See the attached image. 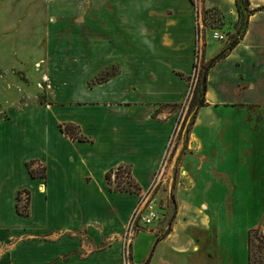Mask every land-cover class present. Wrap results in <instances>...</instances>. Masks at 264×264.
Masks as SVG:
<instances>
[{
  "label": "crops",
  "instance_id": "crops-1",
  "mask_svg": "<svg viewBox=\"0 0 264 264\" xmlns=\"http://www.w3.org/2000/svg\"><path fill=\"white\" fill-rule=\"evenodd\" d=\"M249 3L253 11L238 44L207 72L204 107L232 114L245 106L264 109V0ZM203 4L221 10L220 30L226 33L238 20L234 0ZM196 20L190 0H0V39L41 51L31 61L45 63L54 94L41 115L22 119L15 134L1 136L0 264H123L122 235L140 192L173 185L183 144L170 161L167 154L178 124L174 107L194 74ZM220 48L204 44V60ZM109 68L115 69L111 76L90 84ZM215 113L194 120L187 140L192 150L177 165L175 188L190 191L195 210L203 202L200 228L187 231L186 223L175 220L158 237L138 222L129 246L132 264H199V256L208 264H232L229 250L220 256L205 247L218 239L220 215L208 200L193 197L202 178H210L200 168L204 161L226 156L235 175L228 188L251 186L261 191L258 210L264 206V119ZM63 123L76 125L85 139L63 134ZM240 125L252 133L230 129ZM23 141L34 142L35 151L17 149ZM241 156L245 161L235 165ZM29 162H40L43 176H32ZM119 166L129 169L138 193L110 189L105 174ZM249 172L258 181L254 185L237 177ZM210 184L224 187L212 178ZM20 192L28 197L27 215L17 210ZM236 201H228L232 219ZM258 223L245 228V237Z\"/></svg>",
  "mask_w": 264,
  "mask_h": 264
},
{
  "label": "rangeland",
  "instance_id": "rangeland-1",
  "mask_svg": "<svg viewBox=\"0 0 264 264\" xmlns=\"http://www.w3.org/2000/svg\"><path fill=\"white\" fill-rule=\"evenodd\" d=\"M191 2V1H190ZM192 4L197 12L196 20V47L197 59L195 60L196 67L194 68V74L192 78L188 79L189 89L186 97L182 100L181 104L174 107L177 112L178 124L176 126L173 140L170 144L168 151V160L170 161L174 156L176 157V149H179L181 145V151L179 157H177V163L174 165L171 179L173 178L172 186H152L145 191H141L139 194L138 206L142 208L141 214L147 213L148 206H151L156 213V219L148 224L146 230L149 228V232H153L158 237H163L168 234L172 228L175 220L186 223L187 231H192L196 227L200 228V221L198 220V210H200V202L196 205V210L193 206L189 205L188 195L189 190L177 189V179L181 176L178 172V163L182 157L192 150V147L187 145L188 135L192 128V124L196 118L207 119L209 117H218L215 112H224V118H236L240 119H258L262 117L264 119V109L262 105L259 106H245L238 110L239 112L229 113L227 110L212 109L209 107L200 106L202 99V74L208 72V64L211 60H204L203 49L204 44L213 43L221 44V50H226L228 43L232 39L242 37L246 25L244 21L235 23L233 28L227 32L229 37L226 43H222L213 38L212 33L217 29H221L223 25L222 12L218 8H207L203 4V0H192ZM243 14H245L243 12ZM222 31V30H221ZM224 32V31H223ZM8 39H0V140L1 136L5 135V132L14 131L18 128V123L22 119L37 118L42 114L44 109L49 108V104L54 103L53 100V88L50 84V76L44 69V62L31 61L32 58H39L42 56L40 52H34L33 47L24 46L19 44H10ZM195 47V48H196ZM10 50H14V53H9ZM196 52V49H195ZM27 58V59H25ZM214 58V57H213ZM7 60V61H6ZM28 60V61H27ZM44 63V64H43ZM115 72V69L109 68L107 72L102 73L93 80L90 84H95L100 80L111 76ZM69 75L68 73H65ZM197 85V86H196ZM264 92V90H263ZM17 126V127H16ZM219 127L213 126L210 129L216 130ZM226 129V133L229 129L227 126H223ZM5 129V131H4ZM235 133H252L250 126H238L230 127ZM247 129V130H245ZM16 130L13 134L16 133ZM221 131V130H220ZM223 132V131H222ZM209 133V132H208ZM214 133V131H213ZM255 133V132H254ZM1 145V142H0ZM264 145V143H263ZM20 146L28 147L29 150L35 151L36 145L32 141L19 144ZM2 149V148H1ZM234 150L236 148L234 147ZM226 157V156H225ZM218 156L204 161L201 163L196 160L197 166L201 163V170H209L207 175L208 179L202 178V182L199 187L193 190L194 198H202L208 200L214 209H219V221L216 223V231L219 233L218 239L212 244L207 243L205 247H215L216 252L222 256L226 250H229L231 254L232 264H264V206L261 210H258V202L262 198L261 191L254 189L251 186L237 187L236 189H229V181L233 182L234 174L231 173L229 159L226 157ZM167 160V159H166ZM264 163V159L261 158ZM245 159L243 156L237 158L235 165H241ZM166 162V161H165ZM163 163L160 172L163 171L166 163ZM223 163V164H222ZM28 169H32L35 176L43 174L42 164L39 162L27 163ZM192 166V165H191ZM128 168L120 167L112 171L110 177V189H124L132 188L135 183L130 174ZM259 174L260 177L264 176V169ZM237 177L245 179L248 177L251 185L258 182L254 177L253 172L238 175ZM211 178L215 182H220L224 187L220 189L211 188ZM252 179V180H251ZM241 181V180H240ZM264 182V181H263ZM264 196V191L262 192ZM181 198V199H180ZM229 198L237 199L235 207V219L229 214ZM27 195L22 192L20 194V207L26 205ZM178 203L180 208H178ZM199 217V216H198ZM263 218L261 221L260 219ZM260 221V223H258ZM258 226L253 228L257 229L253 232L248 246V236L250 234V228L247 230L245 237V228L248 225L257 224ZM197 225V226H196ZM148 231V230H147ZM145 238L139 242V245L143 243ZM138 245V246H139ZM143 245V244H142ZM139 247H137V250ZM199 264H208L204 259H200ZM218 264V261L213 262Z\"/></svg>",
  "mask_w": 264,
  "mask_h": 264
},
{
  "label": "trees",
  "instance_id": "trees-1",
  "mask_svg": "<svg viewBox=\"0 0 264 264\" xmlns=\"http://www.w3.org/2000/svg\"><path fill=\"white\" fill-rule=\"evenodd\" d=\"M192 2V0H190ZM235 2V6H236V9H237V14H238V20L236 23L238 22H241L242 20L244 21V25L247 24V19L248 17L250 16V14H252V9H250V3H249V0H234ZM193 3V2H192ZM243 12L245 14H243ZM241 36L236 38V39H232L230 40V42L228 43V46H227V49L226 50H221L217 55L214 56V58H212L210 61H209V64H208V68L213 66L215 62H217L218 60H220L221 58H224L228 52L233 49L239 42ZM196 67V63H194V68ZM202 99H201V102H200V106H203V105H206L205 104V99H204V94H205V91H206V86H207V74L206 72H204L202 74ZM197 86V85H196ZM60 131L65 134L66 136H68L69 138L73 139V140H84L85 137L79 132V129L76 125L74 124H71V123H63V124H60ZM32 163V162H31ZM121 166H119L118 168H120ZM124 168H127L126 166H124ZM42 170L44 171V166H42ZM111 171H108L106 172L105 174V178H106V181L107 183L110 185V177H111ZM128 173L130 174V171L128 170ZM30 174L32 176H35L32 172V169H30ZM40 176H43V174H41ZM111 188V187H110ZM115 190V189H113ZM116 190H120V191H124V192H133V193H138L140 188L138 187V185L136 183L133 184V187L132 188H124V189H116ZM27 193V191H25ZM22 192H20L18 194V197H17V210L20 214L22 215H27L28 214V197L26 199V205H24L23 207H20L19 205V201H20V194ZM257 229H252L250 230V234L248 236V246L250 244V239H251V235L253 232H256Z\"/></svg>",
  "mask_w": 264,
  "mask_h": 264
},
{
  "label": "built area",
  "instance_id": "built-area-1",
  "mask_svg": "<svg viewBox=\"0 0 264 264\" xmlns=\"http://www.w3.org/2000/svg\"><path fill=\"white\" fill-rule=\"evenodd\" d=\"M212 36L214 39L221 41L222 43L229 42L228 41L229 37H228L227 33L223 32L219 29H217L216 31H213ZM197 51H198V47H196V52H195L196 53V59L198 56ZM142 208H140L137 205V207L131 213V215H130L127 223H126L124 233L122 235V242H123L122 262H123V264H132L129 246L131 244V241H132V238H133L135 232L139 229V227L137 226L138 222L143 223L145 225H148L156 219V213L152 209L151 206H148L147 213L145 215L141 214Z\"/></svg>",
  "mask_w": 264,
  "mask_h": 264
}]
</instances>
